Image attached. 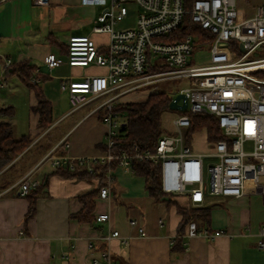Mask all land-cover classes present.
I'll return each instance as SVG.
<instances>
[{"label":"built area","instance_id":"built-area-1","mask_svg":"<svg viewBox=\"0 0 264 264\" xmlns=\"http://www.w3.org/2000/svg\"><path fill=\"white\" fill-rule=\"evenodd\" d=\"M8 0H0V3ZM35 5L49 6L50 0H33ZM83 5L99 7L92 34L105 35L98 43L91 35L70 36L66 58L70 66H98L107 70L104 76H89L83 81L62 83L74 109L91 100L107 99L99 106L105 110L103 122L109 130L103 142L100 159L70 160L52 155L54 167L71 171L93 170L100 162L109 167L99 197L111 194L113 171L122 169L135 175L134 162H146L157 171L160 187L167 197L186 196L198 207L207 196L239 198L244 195L264 197V0H81ZM136 6L133 26L119 28L130 18L131 5ZM250 8V9H246ZM249 17L243 18L244 10ZM131 13V15H134ZM191 22L190 33L180 34ZM199 30L200 33H195ZM209 41H205V39ZM53 70L61 64L54 53L43 60ZM13 62H0L4 72ZM33 84H40L41 69L36 68ZM186 81L179 92L187 98L186 111L172 120L173 131L164 134L154 151L134 145L130 150L115 151L124 138V123L116 111L125 95L137 93L163 80ZM148 90V89H147ZM158 93V88H149ZM183 100L179 101V105ZM193 116L215 121L223 138L208 140V152L195 149L198 132H192ZM68 146V145H67ZM40 185L24 177L0 195L25 197ZM110 220L108 213L96 221ZM131 232L144 236L145 228L136 217L129 218ZM194 221L187 225L186 236H197ZM218 231L215 236H220ZM121 239L128 246L132 236L122 237L112 231L106 240ZM89 247L93 248L90 243ZM257 247L264 250V226L259 230ZM93 264H118L109 249Z\"/></svg>","mask_w":264,"mask_h":264},{"label":"crops","instance_id":"crops-1","mask_svg":"<svg viewBox=\"0 0 264 264\" xmlns=\"http://www.w3.org/2000/svg\"><path fill=\"white\" fill-rule=\"evenodd\" d=\"M97 8L83 5L81 0H50L49 6L35 5L33 0L0 3V62H28L41 69V90L52 106L53 120L49 128H41L40 116L33 111L38 105L34 90L26 87L18 75L10 74L14 66L7 72L0 69V88H9L14 80L28 91L29 124L19 138L29 135L32 141L28 150L0 175L5 173L10 186L26 176L31 181H47L37 197L36 213L27 222L28 198L0 195V264H93L92 260L101 259V251L107 249L118 264H264V250L257 247L264 209L259 210L262 197L257 195L207 196L198 207L192 206L186 196H164L156 202L146 190L144 177L116 168L110 197L102 199L98 193L95 199L94 221L80 223L75 218L83 209L79 197L100 192L106 181L68 179L55 174L51 156L94 161L103 154L109 127L103 122L105 110L99 106L107 97L74 109L68 92L61 88L64 82L107 73L98 66H70L66 58L70 36L91 35L98 43L107 40L105 35L92 34V29L78 32L79 21H95ZM49 53L61 60L53 70L43 62ZM13 84L19 97L26 94L22 86ZM143 92L131 102H145L153 94L149 89ZM128 96H123L120 103H130ZM9 106L14 109V118L15 106L3 107ZM195 149L201 152L196 148V139ZM180 210L196 215L190 221L197 224V236H186L190 221L181 233ZM102 213H108L110 220L97 222L96 217ZM130 217L139 219L146 231L144 236L131 232ZM112 231H119L122 237L132 236L129 245L122 246L119 238L106 240ZM218 231L222 234L215 236Z\"/></svg>","mask_w":264,"mask_h":264},{"label":"trees","instance_id":"trees-1","mask_svg":"<svg viewBox=\"0 0 264 264\" xmlns=\"http://www.w3.org/2000/svg\"><path fill=\"white\" fill-rule=\"evenodd\" d=\"M191 22L188 21V25L181 29L180 34L190 33ZM195 33H200L196 30ZM209 41V39H205ZM14 69L10 74H16L26 87L30 90H34L38 99V105L34 107L33 111L40 116L39 126L47 129L52 123V106L50 102L45 98L40 84H33L31 79L37 77L35 74L36 66L30 65L28 62L19 64H13ZM8 75V74H7ZM41 82L44 80L42 76ZM172 100L171 95L166 92L153 93L149 96L145 102H132V103H120L116 111L124 118L123 132L124 138L120 143H117L115 151L130 150L134 145L138 146L142 150L154 151L158 144V140L167 133L162 124V115L169 110V104ZM14 116L13 107H1L0 118ZM192 132H200L204 127L208 128V140L215 141L223 138L220 129L210 118L206 116H193ZM32 141L29 135L22 136L21 138H15L14 130L11 123L0 119V173L9 166L16 158L24 154L30 147ZM104 148V147H103ZM12 165L9 169H11ZM55 174L61 175L68 179H99L102 183L105 181V175L109 170L106 164L100 162L94 164L93 170L77 168L71 171L67 167H55ZM133 168L135 175L144 177L146 180V190L149 195L154 198L156 202L160 201L165 195L161 190L159 177L157 171H155L149 163L146 162H134ZM5 175L2 173L0 177ZM11 185L9 179L0 181V192L5 190ZM47 181L25 196L29 200V208L25 217V221L30 220L36 213V201L38 195L45 190ZM98 190L85 194L79 197V201L83 204V209L79 214L75 216L80 223H89L94 221L93 213L96 209L95 199L98 197ZM183 215L182 231L185 225L191 220L195 219L196 215L191 214L188 211L180 210ZM182 240H176V243H181ZM174 242V243H175Z\"/></svg>","mask_w":264,"mask_h":264},{"label":"rangeland","instance_id":"rangeland-1","mask_svg":"<svg viewBox=\"0 0 264 264\" xmlns=\"http://www.w3.org/2000/svg\"><path fill=\"white\" fill-rule=\"evenodd\" d=\"M254 2V0H252ZM255 5H258V0H256ZM130 9V18L127 22L125 23H121L119 25V28H125V27H129V26H133L134 23V17H135V12H136V6L135 5H131L129 7ZM246 9H250V8H246ZM244 10V16L243 18L249 17L251 14L250 13H246L249 10ZM101 13V9L97 8L96 9V16L95 18ZM131 13H133L134 15L132 16ZM70 16V14H69ZM67 18V17H65ZM68 19V18H67ZM79 26H80V30H78V32L82 33V32H90L92 27L94 26V22L90 23H86L84 21H79ZM264 56V52L261 54V56L259 57H263ZM186 81L181 80L180 78H171V79H167V80H163L159 83H156L155 85H151L149 87L144 88L143 90H139L137 91V93H131L129 94L127 100H130V103H132L131 101H137L136 99H138L139 97L142 96L141 93H144V90H147L149 88H158V91L160 92H166L169 95H171V97H173L175 95V93L179 92L180 88L182 87V85L185 83ZM12 83H18L19 86H22L21 88L24 89L25 91V95H23L22 97H19L18 95V89H16L15 84L12 85ZM8 88V87H7ZM5 88H0V108L5 106V105H13L15 106V110H16V116L14 118L11 117H2L0 118L3 121H6L8 123L12 124L13 130H14V136L15 138H19L22 134H25V132H27L28 129V124H29V107H28V103H29V96H28V91L23 88V84H21L18 81H10V87L8 89ZM19 97V99H17ZM98 102V101H97ZM179 113L177 111L171 110L169 109L168 111L163 113L162 116V124L164 129L167 131V133H171L173 131V125H172V120L178 116ZM121 120H123V117H120ZM196 148L201 151V152H208L209 149H207V145H206V141H205V134L204 132H198V134L196 135ZM5 177L7 176H1L0 177V181H3L5 179ZM260 211H263L264 209V197L261 198V202H260V207H259ZM264 212V211H263ZM264 226V222L261 224L260 227Z\"/></svg>","mask_w":264,"mask_h":264},{"label":"water","instance_id":"water-1","mask_svg":"<svg viewBox=\"0 0 264 264\" xmlns=\"http://www.w3.org/2000/svg\"><path fill=\"white\" fill-rule=\"evenodd\" d=\"M180 100H183L182 105H179ZM169 109L174 110V111H186L187 98L185 97V95L179 94L176 97H174L169 104Z\"/></svg>","mask_w":264,"mask_h":264}]
</instances>
